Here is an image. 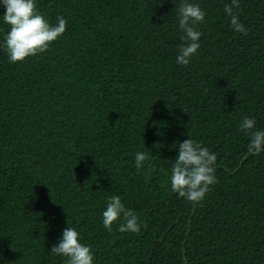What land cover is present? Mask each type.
<instances>
[{"label":"trees","instance_id":"obj_1","mask_svg":"<svg viewBox=\"0 0 264 264\" xmlns=\"http://www.w3.org/2000/svg\"><path fill=\"white\" fill-rule=\"evenodd\" d=\"M189 2L207 15L187 66L182 0H36L66 32L15 64L0 7V264H65L50 250L68 226L94 264H264V151L238 169L243 119L264 130V0H239L247 35L223 11L231 0ZM188 138L217 156L218 182L195 205L170 184L173 144ZM113 195L138 234L104 228Z\"/></svg>","mask_w":264,"mask_h":264},{"label":"clouds","instance_id":"obj_2","mask_svg":"<svg viewBox=\"0 0 264 264\" xmlns=\"http://www.w3.org/2000/svg\"><path fill=\"white\" fill-rule=\"evenodd\" d=\"M0 7L5 11L3 22L9 26L4 36L3 47L10 63H23L32 57L46 53L51 45L66 32L67 21L62 17L51 23L39 10L36 0H0ZM239 0H231L224 5L223 11L230 19L232 28L237 33L248 34V30L239 19ZM207 13L199 4L182 0L178 7V27L183 33L182 43L176 62L187 66L200 48L202 33L197 26L204 22ZM241 130L250 136L249 151H264V130L256 128V121L244 118ZM178 148L177 157L172 160L170 184L173 193L190 204L201 202L216 184L217 156L199 142L188 138L183 142H175ZM150 157L147 152L138 151L135 156L137 170L144 167ZM102 222L106 230L111 232L113 225H118L121 233H139L141 225L135 211L127 208L120 196L108 198L106 210L102 213ZM146 227V225H145ZM50 253L65 258V264H94L92 248L81 242L79 232L73 227H66L58 244L51 247Z\"/></svg>","mask_w":264,"mask_h":264},{"label":"water","instance_id":"obj_3","mask_svg":"<svg viewBox=\"0 0 264 264\" xmlns=\"http://www.w3.org/2000/svg\"><path fill=\"white\" fill-rule=\"evenodd\" d=\"M264 146V145H262ZM255 150L253 151H250L247 155H245V157L242 159V161L240 162V165H239V168L240 169L242 167V165L244 164V162L250 157V155L254 152Z\"/></svg>","mask_w":264,"mask_h":264}]
</instances>
